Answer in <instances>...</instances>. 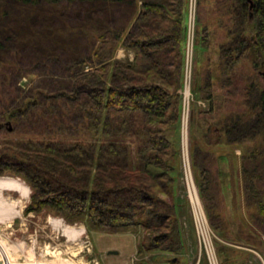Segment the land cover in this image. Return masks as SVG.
<instances>
[{"label": "trees", "instance_id": "obj_1", "mask_svg": "<svg viewBox=\"0 0 264 264\" xmlns=\"http://www.w3.org/2000/svg\"><path fill=\"white\" fill-rule=\"evenodd\" d=\"M253 1L255 35L241 37L243 27L228 24L245 21L247 4L237 0L222 13L227 38L219 44L217 63H208V77L204 84L195 80L192 91L207 102L208 111L200 112L207 129L218 125L225 143L262 135L243 155L242 166L246 197L263 216L264 92L254 88L247 94L246 102H255L246 118L233 112L221 117L229 98L221 99L220 86L211 81L221 73V88L233 89L241 56L257 48L258 57L264 50V0ZM186 2L0 0V118L8 113L17 128L45 137L77 138L8 141L0 147V173L20 176L31 188L25 213L49 206L66 222L81 221L90 230L140 228L143 250L182 248L175 178ZM195 26L198 44L217 40L219 29L209 33L199 20ZM118 46L133 51V60L114 58ZM27 75L35 78L23 87L20 80ZM85 134L95 141H83ZM209 136L211 144L222 142ZM194 154L193 162L197 156L208 161L215 151L196 147ZM259 219L263 229L264 216Z\"/></svg>", "mask_w": 264, "mask_h": 264}, {"label": "rangeland", "instance_id": "obj_2", "mask_svg": "<svg viewBox=\"0 0 264 264\" xmlns=\"http://www.w3.org/2000/svg\"><path fill=\"white\" fill-rule=\"evenodd\" d=\"M236 2L237 0H187L186 2L187 27L183 49L182 85L187 72L186 57L188 61L189 53L192 55L189 70L191 97L186 137L181 131V109L179 128L180 165L175 178L176 210L179 213L178 227L182 248L174 252L143 250V248H140L143 241V230L140 228L136 232L126 233L90 230L81 221L66 222L62 217L55 215L51 211L55 209L49 206L40 212L27 214L24 210L30 202V186L20 176L3 172L0 173V178H14L28 186L29 196L22 199L19 192L15 190H2L1 198L14 204V208L19 213L9 218H6L8 214L0 213V262L3 260L1 252L4 249L5 255L12 262L30 264L35 262L42 264H215L214 261L211 262V254L217 264H222L223 261L236 264V261L244 256L247 258V255L249 257L247 258L248 261L241 264H264V228L262 229L261 225L259 226L261 221L259 217L263 218L264 215L259 214L260 207L254 203V199H247L246 197L242 166L244 163L243 155L247 154L248 148H253L262 141V135L248 141V143H234V145L225 143L218 130V125L212 122L213 126L207 129L205 121L202 120L203 116L200 115L202 110L208 111L206 110V103L201 98H194L192 91V84L195 80L200 81V84H204L205 79L208 77L204 72V63L205 65L209 63L207 55L203 56L205 49L197 43L195 23L199 20L200 27L207 26L209 28L217 22L220 30L218 43L224 41L227 38V30H223L222 13L223 11L226 12L227 9L230 10V6L237 4ZM245 3L247 4V10L244 23L237 24L233 20L232 23L228 24L234 29L237 26L239 28L243 27L244 31L242 34L240 33L241 37L250 38L255 35L256 18L253 14V7H249L248 0H245ZM191 13L192 16L195 15L194 22L191 20ZM200 31L203 30L200 29ZM187 45H190L189 51ZM256 49H249L247 54L242 55L237 64L234 65V70L237 71L239 78L234 79L233 89L231 86L221 88V85L224 84L222 83L224 77L222 78L221 73L211 79L213 85L220 86L217 92L221 94V99L222 94L229 98L228 103L222 107L221 117L233 112L234 115L246 118L253 113L251 107L255 102V99H252L248 104L246 102L247 94L250 92L254 94V88L258 92H264V50L257 57L254 55ZM114 58L129 59L131 61L134 58V52L118 46L114 50ZM34 78L33 75L23 76L20 80L21 86H29ZM181 90L182 88L179 92ZM211 133L216 138L219 137L222 142L209 143L214 139V137L212 139L209 136ZM42 138L66 139L68 142L77 139L76 137L64 135L45 137L38 133H32V131H22L15 126L8 113L2 119L0 118V147H3V143L8 141H38ZM80 138L87 143L95 141L90 134H85ZM184 139L188 146V156L185 155V152L183 155L182 142H184ZM196 147L204 150L207 148L212 150L213 148L214 151L218 152H215L214 156L208 157V161L197 156L193 162L192 156L195 155ZM184 156L187 159H184ZM239 159L241 170L237 167ZM186 160L189 161L190 174H187L184 166ZM200 163H204V166ZM248 163L246 162L247 165ZM263 184L264 181L260 185L264 196ZM193 186L196 189L200 208L196 204L197 202L195 203L191 193V189L194 192ZM207 186L208 188H206ZM240 186L241 188L243 186L242 192L239 190ZM261 205L264 206V198ZM195 210H202L203 218L208 224L210 232L206 238L196 228ZM56 220H61V225H56ZM66 226L75 229L83 228V231L70 237L63 232ZM109 250H115L117 253H108ZM254 251L259 252L260 255Z\"/></svg>", "mask_w": 264, "mask_h": 264}, {"label": "bare ground", "instance_id": "obj_3", "mask_svg": "<svg viewBox=\"0 0 264 264\" xmlns=\"http://www.w3.org/2000/svg\"><path fill=\"white\" fill-rule=\"evenodd\" d=\"M4 189H11V190H15L17 192H19L20 196L22 197V199H26L29 196V188L28 186L24 185L22 182H20L17 179L14 178H0V213H5L8 214L6 218H9L11 216L14 215H18V210H16L14 208V204L8 203L7 201H4L1 198V193L2 190ZM194 192L191 189V193L193 194V199L195 201V203L199 206L200 202L196 193V189L194 188ZM200 208V206H199ZM56 225H61V220H56L55 221ZM83 231V228L81 229H75V228H69V227H64V234H66L67 236L73 237L76 236L77 234H80ZM1 244V243H0ZM2 247V246H1ZM3 248V247H2ZM1 249V248H0ZM4 249L2 250L1 254L3 256V260L0 264H30V263H15L12 262L11 259H9L5 253H4ZM31 264H42L40 262H35V263H31Z\"/></svg>", "mask_w": 264, "mask_h": 264}, {"label": "built area", "instance_id": "obj_4", "mask_svg": "<svg viewBox=\"0 0 264 264\" xmlns=\"http://www.w3.org/2000/svg\"><path fill=\"white\" fill-rule=\"evenodd\" d=\"M195 15L192 16V13H191V17L190 19L195 20ZM189 36V35H188ZM189 40V39H188ZM189 42V41H188ZM187 48H188V51L190 49V45H187ZM189 55V59L187 61V57H186V64H187V72L185 74V78H184V83H183V87H182V90H181V93L183 95V106H182V134H184V137L187 136V130H188V118H189V112H190V97H191V85H190V73H189V70H190V62L192 61V55ZM183 145H182V148H183V155H184V152H185V155L188 156V146L186 145V140L184 139V142H182ZM186 157L184 156V159ZM183 159V160H184ZM187 159V158H186ZM184 166L186 167V171H187V174H190L191 173V170H190V165H189V161L186 160L185 163H184ZM188 183V181H187ZM190 184V182H189ZM193 185V184H192ZM203 212L202 210H195V217H196V228L199 232H202L204 238L208 237V234L210 232L209 230V227H208V224L206 223L205 219L203 218ZM213 261L216 263V261L214 260L212 254H211V262L213 263ZM219 264V263H218Z\"/></svg>", "mask_w": 264, "mask_h": 264}, {"label": "crops", "instance_id": "obj_5", "mask_svg": "<svg viewBox=\"0 0 264 264\" xmlns=\"http://www.w3.org/2000/svg\"><path fill=\"white\" fill-rule=\"evenodd\" d=\"M205 23H207L206 21H205ZM213 26L212 27H209V33L210 32H212V30L213 29H218L219 27H218V25H217V22L215 23V24H212ZM209 26V25H208ZM208 34V33H207ZM219 35V34H218ZM217 35V36H218ZM218 38H219V36L217 37V40H215L214 42H211V43H209V44H206V41L205 40H201V46L203 47V49H205L203 52V56L204 55H207V59L209 60V62L211 61V62H213V61H215L216 63H217V59H216V54H217V50L219 49V44L220 43H222L223 41H220L219 43H218ZM210 51H211V53H210ZM207 53V54H206ZM211 57H213V58H211ZM207 65L208 64H206L205 65V63H204V69L207 67ZM203 102H205L206 103V108L208 109V107H207V102H206V100H203ZM206 109V110H207ZM222 145V144H221ZM213 149V148H212ZM204 150V149H203ZM207 151H208V148L206 149ZM205 150V151H206ZM215 152H218V151H215ZM218 155V154H217ZM237 167L241 170V161H240V159H239V164L237 165ZM242 189H243V186H242V188H241V186H240V188H239V190L242 192ZM177 211V215L179 214L178 213V210H176ZM239 247H241V248H244V247H242V246H239ZM254 252H256V251H254ZM257 254H259L260 255V253L259 252H256ZM247 258H249L248 257V255H247ZM247 258H245V256L243 257V258H241V259H239L238 261H236L235 263L236 264H241V263H246L247 261H248V259ZM241 261V262H240ZM225 261H223V263H224ZM222 263V264H223Z\"/></svg>", "mask_w": 264, "mask_h": 264}, {"label": "water", "instance_id": "obj_6", "mask_svg": "<svg viewBox=\"0 0 264 264\" xmlns=\"http://www.w3.org/2000/svg\"><path fill=\"white\" fill-rule=\"evenodd\" d=\"M248 2H249V7L251 8L252 6H253V1L252 0H248ZM117 253V251H115V250H109L108 251V253ZM1 263V262H0Z\"/></svg>", "mask_w": 264, "mask_h": 264}]
</instances>
